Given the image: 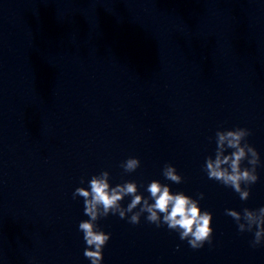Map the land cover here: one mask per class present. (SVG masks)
I'll return each instance as SVG.
<instances>
[{"label":"water","instance_id":"1","mask_svg":"<svg viewBox=\"0 0 264 264\" xmlns=\"http://www.w3.org/2000/svg\"><path fill=\"white\" fill-rule=\"evenodd\" d=\"M236 127L260 154L247 200L204 170ZM105 170L199 199L213 238L193 249L147 213H110L102 264H264L225 214L264 206V0H0V264H91L73 192Z\"/></svg>","mask_w":264,"mask_h":264},{"label":"clouds","instance_id":"2","mask_svg":"<svg viewBox=\"0 0 264 264\" xmlns=\"http://www.w3.org/2000/svg\"><path fill=\"white\" fill-rule=\"evenodd\" d=\"M250 134V130L244 127L217 129L215 156L214 158L208 156L204 165L209 179L231 187L239 194L241 200L249 198L250 186L258 180L257 165L261 163L257 149L246 139ZM226 149L232 151L225 154ZM245 160L250 167H242ZM121 167L126 173L134 172L140 167V159L129 157L121 163ZM163 175L176 184L183 181L182 175L170 163L164 165ZM109 177L110 173L107 170L102 171L91 177L88 181L89 187L80 186L73 192L74 199L83 198L84 214L89 217L80 221L79 230L83 233L87 245L84 256L91 264H102L103 248L111 234L101 230L97 222L110 213L113 215L118 213L121 219L127 218L132 224H138L141 215L147 213L148 222L154 223L157 227L166 224L170 230L179 233L181 240H187L193 249L201 248L206 242L211 243L212 213L202 210L199 199L183 191L173 192L169 184L158 179H153L147 184L146 191L149 196L145 197L139 191L135 180H126L112 186ZM83 183L82 177L81 184ZM126 196L132 198L127 207H124L121 201ZM203 197L204 193H200L199 198ZM225 214L235 220L240 232L254 231V238L251 241L253 247L264 242V206L258 209L245 207L242 212L227 208Z\"/></svg>","mask_w":264,"mask_h":264}]
</instances>
